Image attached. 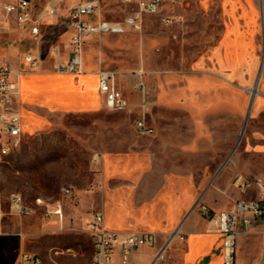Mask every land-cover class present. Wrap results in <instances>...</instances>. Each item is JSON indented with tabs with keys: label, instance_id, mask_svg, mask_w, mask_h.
I'll return each mask as SVG.
<instances>
[{
	"label": "rangeland",
	"instance_id": "374dc122",
	"mask_svg": "<svg viewBox=\"0 0 264 264\" xmlns=\"http://www.w3.org/2000/svg\"><path fill=\"white\" fill-rule=\"evenodd\" d=\"M101 13L122 20L126 8L121 0H102ZM15 39L20 37L1 36L3 60L12 67L35 49L29 38ZM90 43L87 56L118 73L119 86H127L120 74H129L131 89L132 73L144 70L149 99L144 109L155 133L136 131L144 110L136 105L121 112L104 106L68 113L30 103L24 89L32 100L72 106V82L24 84L20 77L22 104L32 117L25 116L22 147L0 164V186L29 205L41 200L44 208L5 219L0 264H21L22 253L40 255L43 264H91L89 230L96 212L112 230L122 218L143 232L159 233L173 230V206L183 217L199 202L207 204V197L221 203L218 193L227 196L229 209L239 199L258 198L257 188L243 192L233 181L264 176L263 158L250 155L264 143V0H163L161 14L145 16L142 30ZM227 51L234 56L233 70L218 63ZM48 65L23 73V79L54 73ZM49 208L59 210V217L46 216ZM242 237L238 264H264V218Z\"/></svg>",
	"mask_w": 264,
	"mask_h": 264
},
{
	"label": "built area",
	"instance_id": "2783aa9c",
	"mask_svg": "<svg viewBox=\"0 0 264 264\" xmlns=\"http://www.w3.org/2000/svg\"><path fill=\"white\" fill-rule=\"evenodd\" d=\"M129 8L128 16L123 22H113L101 17V0H84L74 6L64 18V26L70 31L67 59H58L53 70L60 74L81 75L85 73L83 54L85 43L94 36L115 34L123 31L138 32L142 30L145 16H158L163 10V0H121ZM60 15L58 7L47 5L36 9L32 0H0V29L14 28L20 32H28L39 38L42 27L51 23ZM53 54L60 58L62 48L56 44ZM26 65L13 69L2 62L0 47V164L6 158L7 151L19 150L24 143V127L20 109V81L23 73L34 72L41 66L40 60L29 53L25 56ZM143 71L136 87L141 90L142 109L147 104V88L143 81ZM117 73L100 72V92L105 98L106 107H114L121 112L130 108L131 103L122 88L117 84ZM135 129L141 135H153L155 130L148 125L146 109L141 111L135 121ZM245 183L247 192L255 187L257 199H239L228 210L213 212L205 203L199 202L197 210L208 220V231L219 234L223 239V264H238L239 238L249 231L255 217L264 218V178L238 176L233 185ZM68 193L69 190H66ZM44 208L41 200L36 206L25 202L21 194L6 195L0 186V227L6 217H23L34 214L38 208ZM61 212L47 209L46 216L54 217ZM94 251L97 258L92 264H132L131 258L146 246L156 243L153 233H122L109 230L104 225L101 212L94 214L90 230ZM162 257V253L160 254ZM21 264H43L42 257L36 253H22Z\"/></svg>",
	"mask_w": 264,
	"mask_h": 264
},
{
	"label": "crops",
	"instance_id": "0c3cea01",
	"mask_svg": "<svg viewBox=\"0 0 264 264\" xmlns=\"http://www.w3.org/2000/svg\"><path fill=\"white\" fill-rule=\"evenodd\" d=\"M84 0H32L33 5L36 9H41L46 7L47 5H53L59 8L60 15L51 23H48L42 27V32L39 38L32 36L28 32H20L14 28H10L9 30H1L0 29V47H1V57L2 62L9 65L8 62L3 60V45L1 36H10L11 39L16 38L17 36L20 39H15V42L23 43L26 38H29L35 44V49L33 51H29L27 54L32 53L40 60L41 68L43 69V65L48 63V69L53 70L54 63L60 59L65 60L67 59L68 49L65 48V45L69 42L70 38V31L64 26V18L69 14L70 10L81 3ZM102 2V0H101ZM122 3V1H121ZM123 4V3H122ZM126 8L125 16L122 20H111L104 17L101 13V17L103 19L113 21V22H123L125 18L128 16L129 8L127 5L123 4ZM132 31H123L120 33L115 34H106L102 36H94L90 38L84 46V54H83V63L85 68V73L81 75L75 74H60L57 72H38L35 74L29 75V79L24 80L22 78V82L24 84L28 81H32L35 79L40 80V82H51L54 79H67L72 82V90L73 94L75 95V103L72 106L66 107L60 103L48 100L44 97H41L36 100H32L28 98L26 95V90L24 89V98L25 100L29 101L30 103H40L43 108L48 109H58L60 111L68 112V113H77V112H92L102 109L105 106V98L100 92V72L102 71H109L113 72L108 69H104L103 67L99 66L95 61L92 63V60L87 56V46L90 45L91 41H98L103 40L107 36L112 35H123L126 33H130ZM11 40H9L10 42ZM60 45L62 48V56L57 58L53 52L52 47L54 45ZM244 51V47H243ZM221 59L219 66L221 69L233 70L235 67V60L234 56L228 53ZM25 54V56L27 55ZM24 61L20 63L19 66L16 64L12 67L13 69L21 68L23 65H26ZM89 65L90 69L87 70V65ZM46 68V67H45ZM144 70H137L132 73L135 77V81L132 84V88L130 89V77L129 74H120L123 77L127 86L120 88L123 89L125 95L130 100L131 106H139L142 108L141 102L143 100V94L140 89L136 87L138 80L141 77L140 72ZM229 72V71H228ZM232 72V71H231ZM118 74V73H117ZM144 76V73H143ZM142 76V77H143ZM229 78V77H227ZM21 84V83H20ZM22 84L20 90V109L23 119V127L25 131V124L27 116L29 119L32 117L30 114L25 110L22 104ZM147 102L149 99L147 97ZM35 119V118H33ZM36 120V119H35ZM250 155L252 157H262L264 162V143L257 147H252L250 151ZM256 177V176H255ZM263 177L264 176H259ZM220 192L222 190L220 189ZM218 196L222 198V202L218 205H215L210 197H205V202L209 206V208L213 212H220L223 210H228L229 199L227 196H223L221 193H218ZM230 197V196H228ZM43 209L42 207L38 208L34 214L26 215V216H33L37 214L39 211ZM170 212V222L174 225V228L170 232H143L133 225L130 222H125L122 218L118 219L115 223L116 230H112L106 227L109 230L122 232V233H153L156 236V243L153 246H146L145 249L139 253L135 254L131 258L132 264H223V239L219 234L211 233L208 231V220L207 218L199 212V210H193L192 212L187 213L183 217H179L178 215V207L173 206L169 209ZM59 215L54 216L52 218H58ZM6 217L5 219H7ZM5 219L2 224V228L5 225ZM259 220H263L262 217H255L253 223L259 222ZM251 225V226H252ZM156 225L149 224L147 227L149 229H154ZM92 228V226H91ZM91 230V229H90ZM89 230V231H90ZM7 234V232H6ZM5 235V234H4ZM91 237V234H90ZM92 240V237H91ZM240 240H244L241 236L238 241V259H239V242ZM158 242H162L163 246L161 249L156 248V244ZM156 248V249H154ZM162 253V257L160 258V254ZM159 260H163V262H159Z\"/></svg>",
	"mask_w": 264,
	"mask_h": 264
},
{
	"label": "bare ground",
	"instance_id": "6f19581e",
	"mask_svg": "<svg viewBox=\"0 0 264 264\" xmlns=\"http://www.w3.org/2000/svg\"><path fill=\"white\" fill-rule=\"evenodd\" d=\"M259 83H260V77L259 79L257 80V83H256V86L255 88H252L251 89V93L252 95H255L258 94V87H259ZM20 90H21V84H20ZM111 111H114V107H108ZM17 150H13V151H7V154H6V158L9 157L11 154H13L14 152H16ZM6 158H1V162L3 160H5ZM238 188L242 189V190H245V183H238ZM12 194H15V193H12ZM93 258H97V251H94V256ZM92 264V262H91Z\"/></svg>",
	"mask_w": 264,
	"mask_h": 264
},
{
	"label": "water",
	"instance_id": "95a60500",
	"mask_svg": "<svg viewBox=\"0 0 264 264\" xmlns=\"http://www.w3.org/2000/svg\"><path fill=\"white\" fill-rule=\"evenodd\" d=\"M261 72H262V68H261V70H260V72H259L258 79H259V77H260V75H261ZM255 97H256L255 95H252V97H251L250 105H249V109H248V115H249V113H250V111H251V109H252V106H253V104H254ZM248 115H247V117H248Z\"/></svg>",
	"mask_w": 264,
	"mask_h": 264
}]
</instances>
